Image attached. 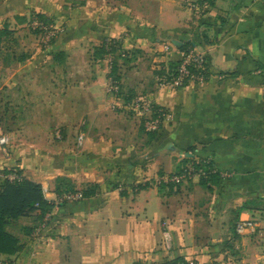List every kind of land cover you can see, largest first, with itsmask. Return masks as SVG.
I'll use <instances>...</instances> for the list:
<instances>
[{
  "label": "crops",
  "instance_id": "0c3cea01",
  "mask_svg": "<svg viewBox=\"0 0 264 264\" xmlns=\"http://www.w3.org/2000/svg\"><path fill=\"white\" fill-rule=\"evenodd\" d=\"M35 15L60 29L49 47L28 28ZM3 29L0 91H18L26 112L47 66L114 40L134 53L120 70L124 92L147 95L173 122L146 133L107 92V67L89 82L82 65L52 68L69 79L52 85L50 116H0V178L19 170L51 204L8 225L20 249L0 264H264V212L251 205L264 202V0H0ZM188 45L209 61L205 84L170 90L140 76L144 58L151 71ZM11 122L12 133L1 125ZM207 160L216 174L207 185L160 184ZM64 181L95 192L62 200ZM248 220L256 232L239 235Z\"/></svg>",
  "mask_w": 264,
  "mask_h": 264
},
{
  "label": "built area",
  "instance_id": "2783aa9c",
  "mask_svg": "<svg viewBox=\"0 0 264 264\" xmlns=\"http://www.w3.org/2000/svg\"><path fill=\"white\" fill-rule=\"evenodd\" d=\"M30 27L34 32H37L44 46H50L59 36L60 29L50 24L39 20L37 17H33L30 23ZM110 46V42L108 43ZM173 50V46L165 44L163 46V54H170ZM179 67L176 74L170 72L167 67V62H157L155 69L157 71L162 70V64H165V73L156 76L157 84L159 88H165L170 90H176L183 88L187 84H205L209 78V61L207 57L194 48L187 51L178 52ZM115 60V54L112 53L111 48H108V53L105 55V62L107 63V92L115 96L118 100V94L122 91V81L116 79L112 75L113 62ZM123 108L133 115L139 117L142 120V125L146 133L159 134L166 126L173 122L172 114L164 107L157 106L147 95H136L131 101H122ZM7 138L1 139V144L8 145ZM201 161L187 164L181 172L172 174L171 176L164 177L160 180V184H172L174 186L181 185L183 183L195 180H201L208 175L207 168L204 165H208L210 161H204V164H200ZM214 172V169H212ZM16 175H12L11 179H15ZM82 197L80 193L66 194L62 196V200H79ZM257 230V224L255 221H241L236 225V232L239 235L246 233H255ZM188 264H197L195 261L190 260Z\"/></svg>",
  "mask_w": 264,
  "mask_h": 264
},
{
  "label": "trees",
  "instance_id": "16d2710c",
  "mask_svg": "<svg viewBox=\"0 0 264 264\" xmlns=\"http://www.w3.org/2000/svg\"><path fill=\"white\" fill-rule=\"evenodd\" d=\"M39 20L45 22L46 24H50L41 16L35 15ZM33 19V17H32ZM31 23V21H30ZM51 25V24H50ZM6 30H0V36L5 33ZM37 34V32H35ZM110 42V46L108 43ZM108 48H111L113 54H115V60L113 62L112 75L121 80V72L119 67L118 60L129 61L130 56L134 53L130 54L128 51L122 50L119 46V43L114 40H107L101 46L94 48V52L96 56L100 60H105V55L108 53ZM193 48L192 45L184 46L181 48L182 51H187ZM179 61H170L167 63V67L170 72L176 74L177 68L179 67ZM162 70L155 71V77L157 75H161L165 73V64H162ZM157 81V80H156ZM136 94L132 92H124L122 91L118 94V98L129 102L131 101ZM151 136H155L154 134H149ZM196 161L188 162L195 163ZM200 164H204V161H201ZM207 168L208 175L206 178H202L200 181L207 185L209 182L213 181L216 174L212 172V164L211 162L208 165H204ZM6 175L9 176L8 179H4V182H0V256L7 255L11 256L16 254L20 249V240L17 236L13 235L7 230L8 225L12 223L14 220L19 219L22 216L27 215L30 212L39 211L41 216H45L50 210V202L45 198L43 188L41 185L27 180L21 176V172L19 170H10L5 172ZM12 175H16L15 179H11ZM95 190L92 188H86L83 190H76L74 186L70 182L64 181L62 188L58 189L57 193L62 197L66 194H74L80 193L82 197L89 196L94 194ZM253 206H260L264 212V202L260 204L253 203ZM165 264H188V260L185 259H177L172 262H167Z\"/></svg>",
  "mask_w": 264,
  "mask_h": 264
},
{
  "label": "rangeland",
  "instance_id": "374dc122",
  "mask_svg": "<svg viewBox=\"0 0 264 264\" xmlns=\"http://www.w3.org/2000/svg\"><path fill=\"white\" fill-rule=\"evenodd\" d=\"M28 28H30L29 29L30 32L34 33L33 35H35V38H37L40 44L44 46L42 44V39L40 35L38 33L36 34L31 29V27ZM138 57L144 58L142 55L139 54ZM133 61H134L133 59H130L127 62L124 60H118L120 69L122 70L124 66L123 70H129L128 65L132 64ZM150 64L151 62H149V59L144 58L140 67L141 70L140 76L146 78V80H148L149 83L152 82L151 80H153L155 76L154 70L150 71L149 69ZM81 65L83 66L82 68L87 69V73H84L80 76L81 77L80 81L82 82L91 81L94 78V74H96L97 72L101 74L103 70L106 69L107 67V63L105 62V60L104 61L100 60L98 56H96L94 52V48L89 49L87 53L80 51V52H73L71 55L68 56H64L62 59L55 61L53 64L47 66V69L43 73H41L40 75H38V77L33 79V83L34 85L35 84L38 85V89L33 91V96L29 100V104L31 108H28L29 110H27V112L25 111L26 109L25 105L20 104V93L18 91L10 92V94H8V92L5 93L3 91H0V98H5L6 95H9L11 99L10 105H4L3 103H2L3 105H0V116H11V117L13 116L15 118H19L21 114H25V113L27 114L36 113L41 116H46V115L50 116L55 111V109L52 107L53 105H55V103L53 102V100H55L54 96L57 95L55 89L54 90L52 89L53 87L52 85L67 83L69 79L68 76L66 75H60L59 73H55L52 70V68H54V70L58 72H61V70L67 67L78 68ZM125 66H127V68ZM129 77L133 79L131 75H129ZM135 79H137V77ZM1 125H5L6 131L12 133L19 128L20 123L18 122L17 123L11 122L6 124L1 123ZM55 131L58 132L57 133L58 135L62 134V132H60V129ZM0 182L3 183L4 179L0 178Z\"/></svg>",
  "mask_w": 264,
  "mask_h": 264
}]
</instances>
